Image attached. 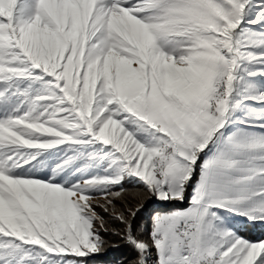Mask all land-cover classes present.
I'll use <instances>...</instances> for the list:
<instances>
[{"label":"snow or ice","instance_id":"6c2138e0","mask_svg":"<svg viewBox=\"0 0 264 264\" xmlns=\"http://www.w3.org/2000/svg\"><path fill=\"white\" fill-rule=\"evenodd\" d=\"M257 228L264 0H0V264H264Z\"/></svg>","mask_w":264,"mask_h":264},{"label":"trees","instance_id":"16d2710c","mask_svg":"<svg viewBox=\"0 0 264 264\" xmlns=\"http://www.w3.org/2000/svg\"><path fill=\"white\" fill-rule=\"evenodd\" d=\"M154 207V205H153ZM99 211V209H98ZM107 217V214H104ZM136 223L139 224H147L148 223V214L141 216ZM104 238L109 241L108 247L105 249L103 256L108 257L106 260H123L126 264H131V260L134 256V253L123 244L118 237L108 235L106 233H102ZM113 245H119V248H114Z\"/></svg>","mask_w":264,"mask_h":264},{"label":"rangeland","instance_id":"374dc122","mask_svg":"<svg viewBox=\"0 0 264 264\" xmlns=\"http://www.w3.org/2000/svg\"><path fill=\"white\" fill-rule=\"evenodd\" d=\"M244 235L249 238L250 240H259L260 238L264 237V230L262 229H250L249 231L245 232ZM106 260L108 257L103 256Z\"/></svg>","mask_w":264,"mask_h":264}]
</instances>
